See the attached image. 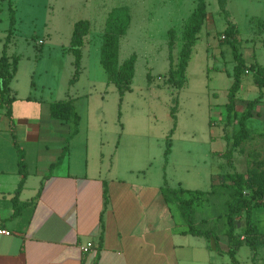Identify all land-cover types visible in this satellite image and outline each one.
Returning <instances> with one entry per match:
<instances>
[{"label": "rangeland", "instance_id": "374dc122", "mask_svg": "<svg viewBox=\"0 0 264 264\" xmlns=\"http://www.w3.org/2000/svg\"><path fill=\"white\" fill-rule=\"evenodd\" d=\"M9 1L0 0V56L11 22ZM11 1L17 24L8 55L20 56L18 73L11 86L19 96L31 94L38 100L32 112L42 119L43 126L59 123L51 116V104L72 101L81 122L80 134L71 143L70 170L76 172L74 166L87 163L88 146L94 163L100 149L108 155L121 143L124 157L131 159L132 164L144 166L149 173H159L170 187L182 184L185 189L210 193L202 201L197 200L194 209L211 224L197 223L196 215V227L214 232L222 246L228 230L227 202L232 197L230 189L223 191L217 182H222L221 177L229 173H242L250 186L247 192L250 195L258 187L259 173L264 169V91L247 123L248 138L235 148L233 158L228 156L227 136L239 132V121L248 103L257 99L261 90L248 66L232 123L228 124L227 104L235 61L232 46L223 39L224 31L229 24L235 25L236 45L247 65L257 61L264 67V0H226L229 19L218 0H206L208 16L194 46L182 89L167 82L171 67L169 31L177 32L176 65L185 23L198 0ZM123 7L129 9L131 22L127 34L120 38L119 61L122 64L133 55L137 61L132 91L122 98L118 88L109 82L100 54L109 16ZM80 21L90 23V32L82 50L78 81L71 85L76 68L70 47L75 25ZM0 113L2 122H8L5 111L0 109ZM168 144L171 153L166 162ZM239 219L244 234L245 213ZM252 223L258 239L264 238V198L253 210ZM253 252L256 253L244 245L236 255L239 264H248L249 259L251 262ZM259 252L264 257V243ZM213 253L216 264H223L226 259L232 261L219 249Z\"/></svg>", "mask_w": 264, "mask_h": 264}, {"label": "crops", "instance_id": "0c3cea01", "mask_svg": "<svg viewBox=\"0 0 264 264\" xmlns=\"http://www.w3.org/2000/svg\"><path fill=\"white\" fill-rule=\"evenodd\" d=\"M12 90V118L2 108L8 118L2 122L0 113V228L10 232L0 233V264H216L211 243L185 233L188 227L178 205L165 198L162 175L132 164L121 143L108 155L100 149L98 163H91L88 146L87 163L71 171V143L80 129L73 135L74 126L58 119L59 125L43 126L32 112L38 100ZM18 148L24 155L23 172ZM21 185L19 203L30 205L13 217V199ZM106 187L109 204L104 212ZM196 215L197 223L211 224L200 211ZM255 232L256 253L247 261L264 264L259 252L264 238ZM223 238L218 247L228 253L227 232ZM88 243L94 248L85 254ZM223 264L234 263L226 259Z\"/></svg>", "mask_w": 264, "mask_h": 264}, {"label": "trees", "instance_id": "16d2710c", "mask_svg": "<svg viewBox=\"0 0 264 264\" xmlns=\"http://www.w3.org/2000/svg\"><path fill=\"white\" fill-rule=\"evenodd\" d=\"M221 11L225 14L226 19H229V14L227 11L226 0H218ZM9 10L11 13L10 28L8 31V36L5 40L3 46V52L0 56V109H6V114L8 117L12 118V104L15 102L16 98L12 95L13 90L11 84L15 79L18 69L20 56L8 55V50L13 41L15 35V27L17 24L15 9L12 5V1H9ZM208 16V4L206 0H198L197 7L190 15L185 23L184 30L181 36L182 46L180 50V55L178 58V63L174 64V49L177 41V32L174 29L169 31V60H170V71L168 75L167 82L169 85L176 86L179 89L184 88L187 82V70L191 61L194 46L196 45L199 34L205 25ZM131 16L128 8H118L115 9L109 16L105 34L103 35V42L101 46V64L107 73L108 80L110 83L114 84L119 91L120 96L123 98L126 93L132 91V85L136 73V55L131 56L124 63L119 61L120 52V38L127 34L128 28L130 26ZM230 23V22H228ZM90 32V23L88 21H80L75 25L73 37L71 41L70 52L75 56V75L71 81V85L78 81L81 72L82 63V50L85 45V38ZM225 33L226 43L232 46L235 68H234V82L229 91V103L227 104L228 111V124L232 123V117L235 114V105L237 96L242 88V77L244 74L250 70L254 73V81L261 90L260 96L248 103L247 111L242 115L239 121L240 130L239 132L231 137L227 136L228 140V156L233 158V151L237 146L244 143L249 135V130L247 129V123L253 118V110L260 103L263 98L264 91V67L259 65L257 61L253 64L247 65L244 58L243 52L237 47V30L236 26L232 23L228 25ZM149 82L152 81L151 75H148ZM52 116L60 121L72 122L74 126L73 135H76L78 128L80 126L81 118L75 113L72 101H62L56 102L51 105ZM176 109H173L172 115L175 117ZM174 129L172 130V134ZM20 152V168L22 172L25 170L24 155L22 150L18 148ZM170 144L167 146L165 152V161L168 162V157L170 155ZM61 160V159H60ZM259 185L258 187L251 191L248 195V190L250 186L246 183V177L242 173H229L221 177L222 182H220V187L223 191L230 189V195L232 200L228 202V214H227V236L230 241V249L228 255L234 264H239L236 255L244 243L249 245L254 251L253 238L256 235V227L252 223L253 210L260 205L261 199L264 198V169L259 173ZM22 185L17 190L16 196L13 199L15 213L13 217L19 215L21 210L30 204H20L19 203V193ZM229 191V190H228ZM163 192L166 200L169 203H176L181 211V214L186 222L188 230L186 234H191L197 237H202L207 239L211 243V238L214 237L217 242L218 248V237L214 232L202 231L196 227V213L194 205L197 200H200L205 193L201 191H187L183 188H172L168 185L167 181L164 183ZM226 195V192L223 193ZM229 195V194H228ZM188 197V198H186ZM229 197V196H228ZM105 208L106 211L109 204V194L107 187L104 192ZM102 214V234H103V215ZM245 213L246 219V229L244 234L241 233L243 230L241 220L239 216ZM102 238V235H101Z\"/></svg>", "mask_w": 264, "mask_h": 264}, {"label": "built area", "instance_id": "2783aa9c", "mask_svg": "<svg viewBox=\"0 0 264 264\" xmlns=\"http://www.w3.org/2000/svg\"><path fill=\"white\" fill-rule=\"evenodd\" d=\"M223 39H225V36L223 37ZM0 233H1V234H4V235H10V232H8V231H6V230H4V229H1V228H0ZM93 248H94V244H93V243H88L87 245H85V246L83 247V252H84L85 254H87V253H89L91 250H93Z\"/></svg>", "mask_w": 264, "mask_h": 264}, {"label": "water", "instance_id": "95a60500", "mask_svg": "<svg viewBox=\"0 0 264 264\" xmlns=\"http://www.w3.org/2000/svg\"><path fill=\"white\" fill-rule=\"evenodd\" d=\"M211 247L213 250H217V242L214 237L211 238Z\"/></svg>", "mask_w": 264, "mask_h": 264}]
</instances>
